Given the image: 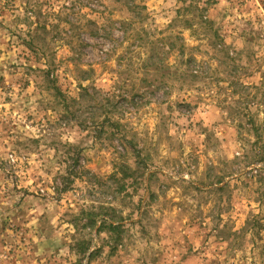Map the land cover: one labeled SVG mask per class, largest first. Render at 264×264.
Returning <instances> with one entry per match:
<instances>
[{
    "label": "clouds",
    "instance_id": "9594fccd",
    "mask_svg": "<svg viewBox=\"0 0 264 264\" xmlns=\"http://www.w3.org/2000/svg\"><path fill=\"white\" fill-rule=\"evenodd\" d=\"M264 0H0V264H264Z\"/></svg>",
    "mask_w": 264,
    "mask_h": 264
},
{
    "label": "rangeland",
    "instance_id": "374dc122",
    "mask_svg": "<svg viewBox=\"0 0 264 264\" xmlns=\"http://www.w3.org/2000/svg\"><path fill=\"white\" fill-rule=\"evenodd\" d=\"M260 163H264V162H260Z\"/></svg>",
    "mask_w": 264,
    "mask_h": 264
}]
</instances>
